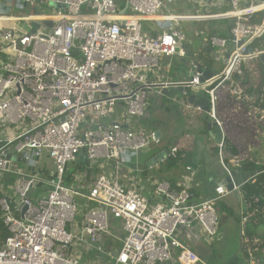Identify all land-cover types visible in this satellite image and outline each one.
Segmentation results:
<instances>
[{"label":"built area","instance_id":"1","mask_svg":"<svg viewBox=\"0 0 264 264\" xmlns=\"http://www.w3.org/2000/svg\"><path fill=\"white\" fill-rule=\"evenodd\" d=\"M12 1L30 9L42 4L55 9L18 14L12 11ZM175 1L0 0V19L39 22L28 32L18 33L16 25L0 32L1 42L10 48L0 62V118L7 124L23 123L19 134L0 139V178L17 176L14 196L3 192L0 197V221L9 233L2 237L0 230V264H92L77 250L84 244L103 253L105 238L122 241L112 264H168L174 259L198 264L200 257L181 235L200 228L209 239H219L217 199L225 195L223 189L218 188L214 199L197 201L189 182L172 189L167 181H159L154 195L160 201L151 203L137 188L121 182L120 170L129 166L132 154L161 142L153 131L135 125V119L146 114L149 93L157 89L161 94L158 84L202 85L197 65L189 80H153L161 58L178 54L187 40L180 23L234 19L229 38L209 37L212 45L233 47L222 74L209 80L216 85L207 89L210 113L221 124L215 90L228 82L230 95H244L243 66L264 51L249 47L264 33V15L260 23L251 22L255 13L264 12V0H185L231 6L214 15L173 14ZM149 20L157 23L156 35L145 26ZM80 156L92 166L108 162L112 172L98 174L88 189L76 186L86 177L83 173L66 184L68 166ZM168 156L177 157L178 148L172 147ZM225 169L232 174L229 166ZM239 187L235 183L234 189ZM38 189L45 194L34 197ZM119 228L122 239L116 233ZM243 250L250 264H262L247 244Z\"/></svg>","mask_w":264,"mask_h":264},{"label":"crops","instance_id":"2","mask_svg":"<svg viewBox=\"0 0 264 264\" xmlns=\"http://www.w3.org/2000/svg\"><path fill=\"white\" fill-rule=\"evenodd\" d=\"M180 2H185V0H176L175 2H173L172 8L170 11L171 13L179 15V13L174 12L173 9L176 8V5H178ZM11 3H12L11 7L13 8L12 11H14V9L18 7L19 2L12 1ZM174 4L175 6H173ZM189 4L192 5L196 3H189ZM216 5H219L220 8L221 6L225 8H231V6L228 4H220V3L213 2V6H216ZM31 10L32 9H30V12L39 11L37 10V7L36 9H34L33 7V11ZM228 10L220 11V12H213V15L224 13V12H227ZM162 14H165V12H161V15ZM191 14H203V13L200 12L199 10L198 12L180 13V15H191ZM228 19L230 20L228 21ZM0 20H5V19H0ZM232 20L234 19L228 18V17L193 20V22L201 21L202 23H204L203 27L196 26L195 30L191 29V27L190 28L187 27V29L186 28L184 29L182 27V22H181L180 28L185 32L187 36V40L185 43L193 47L194 55L188 56L185 50H180L181 52H179L178 54H175V56L162 57L160 60L159 67L156 69V73L154 75L155 78L153 77L154 78L153 80H157V81L160 80V81H167V82L189 80L191 78L190 74L192 71V67L194 65L198 66L200 64L203 65L205 63L203 59L202 61L199 59L200 56L202 55L201 51L203 50V47H204L200 45L201 41H203L204 42L203 44L205 45L208 44L205 42H208V38L210 35L217 36L220 38L221 37L229 38L232 26L234 24V23L232 24L231 22ZM187 21H190V20H187ZM211 21H213V26L211 25ZM12 23L14 24L12 25L15 26L16 23L15 22H12ZM145 26L151 35H156V33L158 32L157 23L153 20H149L145 22ZM188 34H190L191 37H188ZM253 42L250 43L249 47H254V48L257 47L260 49L259 46H254ZM230 48L231 46L226 47V48H221L219 46L213 45V52L209 53V55L210 57H213L214 62L212 66H210L208 69L214 70L217 73L211 80L214 81L218 76L222 74L225 68V64H226V60H227ZM204 53H208V52H204ZM3 54L4 53L0 51V62L4 59ZM206 57H208V55H206ZM258 65L259 64L257 63L256 59H253L245 63V65L243 66V71L245 73L249 72L250 78L248 82H245L243 78V85L245 88V92H244V95L240 99H238L236 96L230 95L228 82L225 84V88H221L222 86H219L215 90V94L217 95V100L215 104L216 117L219 119L221 123V127L225 135V139L229 140L230 146H235L239 150L238 155H232L230 150L228 149V146L225 147L223 145V148H221L220 144L216 143L215 132L213 134H210L208 127H207L209 120L213 119L210 111L206 112L202 108H199V106H194L193 104L189 103L185 98L179 97L174 102L175 103L174 107H178V105L184 107L183 112H181L183 118L180 119V129L178 130L177 135L174 139L170 140V137L173 133L169 134L171 130L167 124L160 125V127H157V128L155 127L152 128V127H146L143 125L142 122L145 121L146 116L141 119H135V125L137 127L141 126L143 128H146L148 131H153V132L156 130H160L161 131V137H160L161 142L160 144H155L154 146H152L153 145L152 144L149 146V148L140 150L138 151V153L132 154L131 157L129 156L131 159L129 166L124 167L120 170L121 182L129 187L137 188L140 192H142V194L148 197L151 203L160 201V199L154 195V186L159 181H167L170 184V187L172 189H179L184 182L186 181L189 182L190 185L192 186L193 191L195 192V200L197 201H204V200H210V199L216 198L218 196V193H217L218 188H221L226 193L224 196L217 199V203H218L217 210H219L220 217L227 215V211L226 209H224L225 206L229 207L231 209V212L233 211L232 202H228L227 200L230 198L231 194L233 193H235V198H233V201L237 200V202H239L238 203L239 206L241 208H244L245 204L243 201L240 188H238V190L237 189L232 190L228 186L229 184L226 181L228 172L225 169V165L230 166V167H235L236 165L234 164V162L236 160L240 161L241 159L256 160L258 163H262L263 159L253 157V154L251 152H247L249 153V155L246 156V154L239 147L241 146V143L237 142V137H236V140L234 139V142H233L231 140V136L229 135L228 131L229 130L233 131L235 126H236L235 128L237 131H239L240 126L241 127L246 126L242 124V122H238V121H241L242 119V115L239 114L242 109L241 108L242 106L239 104L243 103L244 106L245 104H247L248 106L255 105V106L260 107V105L256 103V98L262 97L260 94L262 91L261 92L255 91L254 88L252 87V85L257 87L260 84L259 79H261V77L257 71ZM175 66L177 68H175ZM201 87L204 88V90L206 91V94H207L206 99L208 100V105L211 108L210 106L212 105L211 97H210V94L207 92V89L211 87L210 81H206L205 83L201 85ZM158 97L162 101L163 99H167V97L162 96V94H159ZM236 102H240V103L237 104ZM260 108L263 109L262 118L264 119V108L262 107ZM175 110L180 112L179 108ZM247 113L250 115L251 111L247 109ZM24 124L25 126H30L29 121L24 122ZM22 126H23V123L19 125L7 124L3 119L0 118V139L8 140L10 138H13L14 136L19 134L23 130ZM164 138L166 141H163ZM244 140H246V143L242 145L245 148H248L249 146H252V145L259 146L262 144V139L254 140L252 138H243L240 141H244ZM165 142H169L168 145ZM172 147L178 148L177 157H171L167 155L162 160H158V161L155 160V156L159 152L165 149L171 150ZM142 153H148V156L144 158L141 155ZM170 160H176L177 162L175 164L173 163L169 164ZM18 163H19V166L25 167L22 165V163L20 162ZM47 165L53 168L52 164H50L49 162L47 163ZM99 168H101L100 173L112 172L111 164L108 162H101ZM236 171L238 170L236 169ZM75 174L77 173H73V175ZM6 176H15V175L5 174L2 178H0V187L4 185L2 183V180L3 179L5 180ZM96 176L92 177L91 180L84 177L83 181L76 186L82 187L85 185L86 186L85 189H88L89 185L96 178ZM15 178H17V176H15ZM72 182H74V178ZM14 185H15V182H13L11 185L13 189V193H14ZM1 189L3 188L1 187ZM2 191L4 193L9 194L8 192H6L7 189L2 190ZM37 193H38V190L34 192V195H35L34 197L42 196L41 193L39 194ZM81 204H84V202ZM86 209L87 208L84 207L82 211L80 212V214H82V212H84ZM230 214H233V213H230ZM224 223L222 225V233H223V228L225 225ZM116 233L117 235L120 236L121 239L123 238V232L121 228H119V230ZM105 239L103 240L105 252L98 253L96 249L94 248L93 249L84 248V250H81L80 248L79 250H77V252L80 255L81 259L83 261L91 262L92 264H112L115 260L114 254H116L118 250L120 249V246H118V242L119 241L121 242V240L115 241V240H111L110 238H105ZM181 239L188 247H190L200 257L201 262L198 264H213V261L209 262L207 261V259L202 257L197 252V248L200 245H203L206 248L214 247L218 238L214 240L209 239L206 233L200 230V228H195L192 230V233L190 235L186 236L185 234H182ZM239 249H240L239 251L242 250L241 244H240ZM85 251L87 254L94 253L95 255L94 259L84 260L83 256L85 255ZM235 257L229 258L231 259V262ZM241 260H245V262H248L250 264V262L244 258L239 259L238 262H240ZM173 261L176 262L177 260L174 259Z\"/></svg>","mask_w":264,"mask_h":264},{"label":"rangeland","instance_id":"3","mask_svg":"<svg viewBox=\"0 0 264 264\" xmlns=\"http://www.w3.org/2000/svg\"><path fill=\"white\" fill-rule=\"evenodd\" d=\"M189 3H196V4H189ZM175 6V4L173 5ZM194 7V8H193ZM54 7L48 4H42L37 6V10L42 11V12H46V13H50L54 11ZM231 8H225L222 7L220 8L219 5L213 6V4L204 2V3H199V2H180L178 5H176V8H174V12L176 13H190V12H198V10L202 13H213V12H220V11H225ZM15 13L18 14H27L30 12V9L28 6L25 5H21L18 6L14 9ZM230 19H228L229 21ZM13 23L10 22V20L8 21V19L6 20H0V32L2 30L8 29V28H12ZM18 33H22V32H28L30 31V25L31 22L28 20H20L18 22V24H15ZM204 23H202L201 21H197V22H193V20L190 21H182V27L185 29L190 28L195 30L196 26H201L203 27ZM211 25L213 26V21H211ZM188 37H191L190 34H188ZM204 42L201 41L200 45L204 46L205 44H203ZM213 48V47H212ZM0 50L2 51V53H7L10 51V48L8 47H4V45L1 42V38H0ZM213 51V50H211ZM213 55V53H212ZM175 56V55H174ZM208 57H210V55H208ZM211 58V57H210ZM257 63L259 64L257 67V71L258 74L260 75L261 79H259V85L253 86L255 91H259L262 90L264 88V65L263 63H261V61L256 58ZM151 78L153 76H150ZM240 78L243 81V78H245V72H243V74L240 76ZM221 88H225V85L222 86ZM255 93V92H254ZM254 95V94H252ZM159 93L157 91V89L151 91L149 93L148 96V106H147V115L145 114V121H143V125L146 127H160V125H165L167 124L171 130V132L169 134H172L170 137V140L174 139L177 135L178 130L180 129V119L183 118L182 113L184 107L178 105V107H174L175 105V101L176 100H172L169 98L167 99H163V101L158 97ZM263 98H264V93H263ZM258 99V98H256ZM163 102V103H162ZM237 104H239L240 102H236ZM241 105L242 109L240 111L239 114L242 115V119L241 121L238 122H242V124L246 125L245 127H239V131L236 130V126L234 127L233 131H228L229 135L231 136V140L234 142V139L236 140L237 137V142L241 143V146H239L241 148V150L246 154V156L249 155V153L247 152H251L253 154V157L259 158V159H263L262 163L264 165V119L262 118V111L263 109H261L258 106H252V105H247L242 103L239 104ZM180 109V112L176 111L175 109ZM247 109L251 111V114L249 115L247 113ZM181 115V117H180ZM236 115V114H234ZM238 124V123H237ZM238 135V136H236ZM243 138H252V139H262V144L259 146H249L248 148H245L242 144L246 143V140L244 141H240ZM163 141H166L165 138ZM167 145L169 142H165ZM171 143V142H170ZM155 144H153L152 146H154ZM149 148V146L146 147V149ZM145 149V148H144ZM130 152L128 153V158H129ZM144 158L146 156H148V153H142L141 154ZM252 157V158H253ZM248 158V157H246ZM48 160L45 161V164L47 165ZM124 168V167H122ZM121 168V169H122ZM12 183H10L8 186L9 188L7 189L6 192H8L9 194L14 196L13 193V189H12ZM0 190L1 187H0ZM41 193V195H44L45 192H41L40 189H38V193ZM233 198H235V193L231 194L230 198L227 199L228 202H232V207H233V214H228V216H230L226 222L224 223V228H223V233L220 236V238L216 241L214 247H209L206 248L203 245H200L197 248V252L204 257L205 259H207V261L212 262L213 264H231L229 263L231 259H229L230 257H235L238 252H240L239 247L241 244V235H242V225L241 224V217L243 216V208H241L239 206V202H237V200L233 201ZM79 203H83L84 200L82 199H78ZM90 205V204H89ZM218 206V205H217ZM231 206V205H230ZM218 209V208H217ZM218 214H219V210H217ZM223 225V223H222ZM75 227L79 228L78 225H75ZM260 232L264 233V227H260ZM76 244H73L72 247H75ZM85 245L83 244L81 247V250H84ZM238 248V249H237ZM237 249V250H236ZM78 256L80 257V255L78 254ZM213 256V257H212ZM95 255L93 254H87L85 251V255L83 256L84 260H89V259H94ZM212 257V258H211ZM209 259V260H208ZM238 264H249L248 262H245V260H241L240 262H237ZM168 264H179L177 261H172Z\"/></svg>","mask_w":264,"mask_h":264},{"label":"trees","instance_id":"4","mask_svg":"<svg viewBox=\"0 0 264 264\" xmlns=\"http://www.w3.org/2000/svg\"><path fill=\"white\" fill-rule=\"evenodd\" d=\"M212 14V13H211ZM264 12H257L252 16L251 22L260 23L263 19ZM211 36V35H210ZM209 36V37H210ZM208 43L204 45L203 50L201 51L200 60L205 62L202 67L209 68L213 64V57H206V55H209V53L213 52V45L210 44L209 38ZM254 46H259L260 48L264 49V33L262 36L257 38L253 42ZM1 51V50H0ZM208 52V53H204ZM4 56V54H3ZM5 57V56H4ZM259 59V58H258ZM260 60V59H259ZM261 61V60H260ZM175 68H177L175 66ZM250 78V73H245L244 81L248 82ZM215 82L213 85H211V88L215 86ZM261 93V98L256 99V103L260 105V107L264 108V98L263 93L264 89L259 90ZM211 106V105H210ZM211 110V108H210ZM223 145L225 147L228 146V149L230 150L232 155H238L239 150L235 146H230L229 140L225 139L223 141ZM176 160H170V163L175 164ZM100 165H94L92 166L90 162L86 159H84L82 156L78 158V161L70 164L68 166L67 174L65 177L66 184H70L73 181L74 175L73 173H83L86 175V178L90 179L92 177H95L98 175L101 171L99 168ZM230 167V166H229ZM238 170L240 172H244L250 178L247 182H245L243 185H241L239 188L241 190V194L243 197V201L245 204V207L243 208V216L246 217V222L242 225V235H241V246L242 250L244 245H248L250 248L251 254H253L262 264H264V233L260 232V227H264V165L261 163H258L256 160H250V159H241L239 161V165L235 166V170ZM16 178L15 176H6L5 180H2L1 187L2 190L8 189L9 184L15 182ZM0 190V197L3 195V191ZM227 211V215L221 217V224L228 219V214L230 215L231 209L227 206L224 207ZM0 230L2 231L1 236L6 237L9 233L6 227L2 224L0 221ZM118 246H122V241L118 242ZM244 259H249V253L247 250H243ZM231 262V260H230ZM229 262V263H230Z\"/></svg>","mask_w":264,"mask_h":264},{"label":"water","instance_id":"5","mask_svg":"<svg viewBox=\"0 0 264 264\" xmlns=\"http://www.w3.org/2000/svg\"><path fill=\"white\" fill-rule=\"evenodd\" d=\"M51 4L58 7V8L65 7V5L59 4V3L51 2ZM33 6H34V4H33ZM31 11H33V8ZM124 11L125 10H123L122 12H124ZM37 13L39 14L40 11H38ZM231 22L233 24L234 20H232ZM47 24L49 26H52L53 22L49 21V22H47ZM30 27H31V29H37L39 27V22L38 21L31 22ZM241 42L242 41H240V43ZM232 49H233V47L230 48L229 51H231ZM180 50H185L187 52L188 56L194 55L193 47L189 44H186V43L182 44L181 47L177 48V53H179ZM251 51H253V48H251ZM258 58L264 64V51L259 53ZM197 67H198V70L202 72V75L200 76V82L202 84L205 83L206 81L213 79V77L217 73L214 70H210L208 68H203L201 64L198 65ZM203 69H205V70H203ZM194 71H195V67L193 66L191 74H190L191 78L193 76H195ZM157 87H159L161 89L162 96H165V97L172 99V100H176L179 97H183L189 103L193 104L194 106H200L206 112L210 111V107L208 105V100L206 99V95H207L206 91L200 85H192L189 81H184V82H179V83H175V84H170L169 86H164V84H158ZM207 127H208L210 134H213L215 132L217 144H221L225 140V135H224V132L222 130L221 124H218V122L216 121L215 118L209 120ZM154 134L156 137H159V138L161 137V131L160 130L154 131ZM168 153H169L168 149H165V150L159 152L155 156V160L158 161V160L164 159L168 155ZM230 169L232 171V174H228V176L226 177V181L229 184L228 185L229 188L232 190L235 188V183L237 184V186H241L245 182H247L248 179L250 178V176H248L244 172L236 171L235 167H230ZM242 258H243V250L238 252L237 256L232 260L231 263L237 264L238 260L242 259Z\"/></svg>","mask_w":264,"mask_h":264}]
</instances>
